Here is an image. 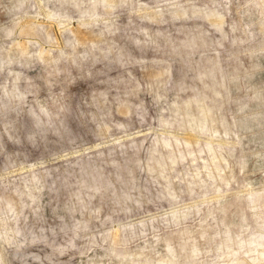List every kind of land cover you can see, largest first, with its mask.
<instances>
[{
	"label": "clouds",
	"instance_id": "9594fccd",
	"mask_svg": "<svg viewBox=\"0 0 264 264\" xmlns=\"http://www.w3.org/2000/svg\"><path fill=\"white\" fill-rule=\"evenodd\" d=\"M0 264H264V0H0Z\"/></svg>",
	"mask_w": 264,
	"mask_h": 264
}]
</instances>
